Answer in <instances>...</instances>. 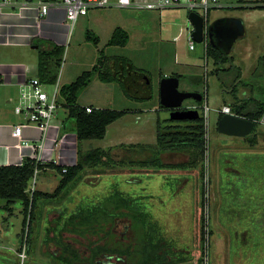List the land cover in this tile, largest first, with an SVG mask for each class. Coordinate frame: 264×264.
<instances>
[{"label":"rangeland","instance_id":"rangeland-1","mask_svg":"<svg viewBox=\"0 0 264 264\" xmlns=\"http://www.w3.org/2000/svg\"><path fill=\"white\" fill-rule=\"evenodd\" d=\"M208 2L211 4L216 2L215 7L210 5L208 25L221 17L239 18L245 23V34L235 42L232 56L234 54L233 61L239 64L240 79L242 83L246 81V88L240 83L236 84L237 73L234 71L233 73L221 72L220 78L213 73L216 68L212 58L204 56L202 43L194 42V50L189 49L188 39L192 25L187 19L190 11L185 7H170L162 10L111 7L91 10L98 15V23L92 27L97 30H99L98 25L103 24L105 20H115L120 17L136 20L144 17V31L148 35L146 37L147 46L144 45L142 48L137 36L141 28L140 25H135L137 32H133L134 36L131 37L126 49L109 48L102 43L96 47L85 39V27L80 23L81 19H78L68 33L63 46L64 53L60 68L57 71V82L62 86L73 82L81 73L91 70L101 56L100 51H103L104 56L108 58L129 59L136 69H144L152 76L151 89L154 96L140 105L147 110L159 107L160 74H171L170 71H173L186 76V79L179 82V90L195 89L196 87H192L194 85L192 80L196 76L203 78L199 90L205 93L204 101L210 111L205 127L207 150L199 168L200 173L197 171L196 175L198 185L201 187L197 186L195 189L194 186L190 189L186 187L187 194L189 193L191 198L186 199V196H183L186 199L185 203L188 202L186 207L193 213L192 216L191 213L189 215L187 213V216L185 212L182 216L180 214L169 215L171 212L168 213L169 211L165 207H160L158 203V200L162 198L153 199L152 195H169L174 199L178 184L175 174L172 175L170 172L146 174L142 172L143 168L139 169L142 173H138L136 172L138 169L126 165L122 167L118 163L112 168L104 166L86 168L56 199L41 200L37 203L28 243L26 241L27 226H25V238L21 240L24 221L22 204L16 202L10 206V209H5V201L0 200V264H63L61 257L63 258L65 254H61L66 247L64 242L72 244L79 255L84 258L89 255L90 241L100 242V245L129 244L135 239V233L130 227L129 218L120 216L122 212L120 206L124 200L130 198L128 196L141 198L142 195L143 205L141 207L150 213L148 214L150 220L155 216L158 225L159 222L162 224L163 237L171 243L172 249L177 253L187 251V254L183 255L185 256L184 261L173 260L171 264H264V125H257L255 129L257 143L252 148L234 140L241 138H232L217 133L215 126L218 111L224 104L223 99L226 95L234 96V93H230L234 86L239 89V94L245 90L246 93L254 90L257 99L260 98L258 91L264 89V77L260 79L253 77L258 67L259 57L264 56V10L246 11L241 8L249 6L254 0H208ZM194 11L198 12V9ZM91 24L93 25V21ZM94 35L97 36L95 33ZM100 36L104 38L106 35L103 37L100 32ZM31 54L34 55L32 60L35 59V63H38V51H32ZM130 78L132 86L129 94L131 96L144 94L145 88L137 86L138 79H134L133 76ZM186 82L190 86H186ZM44 91L49 94L52 86H46ZM8 98L9 102L5 104L10 110L19 103V99L17 103L14 93ZM194 103V101L187 100L183 103V107L192 106ZM78 104L112 110H126L138 106V103L123 94L117 82L102 83L97 75L80 92ZM58 111L59 119L65 121L69 127H74L75 122L67 119L66 110L62 108ZM165 113L161 110L150 113L145 118L146 122H151L153 126L157 115L160 120H163ZM138 118L140 117L134 114L121 117L108 128V130L114 128L119 135L111 139V135L107 134L102 140L86 141L82 144V149L85 151L104 149L111 144V140L122 141L120 134L123 124L129 122L131 127L135 128L137 127L135 121ZM226 151H235L238 156L250 155L246 164L243 162L242 165V162H237L241 165L239 166L241 174L249 177L238 178L232 184V189L228 190L224 188L226 176L223 171H225L226 164L222 161L219 163V156L221 157V153ZM116 152L118 151H113L114 155ZM219 164L222 165V171H220ZM242 166H246L248 170L242 169ZM205 177L208 180L206 187H204ZM60 180L61 175L53 169L37 172L30 182L28 192L53 193ZM226 185L230 187L227 183ZM199 187L201 192L206 194L205 197L201 192L199 196ZM201 200H204L203 204L207 205V231L210 232L207 252L203 259L204 252L199 241L200 219L204 214V205H201ZM191 202L193 204L189 206ZM136 203L140 202L136 200ZM115 206H118L119 210ZM166 208L170 209L169 205ZM80 209L94 216L104 212L105 215L119 218L114 223L112 233L109 234L97 232L96 229L85 235L70 231V228L63 230L67 219ZM22 252L25 253L24 259L19 256ZM66 256L72 257L71 254H66ZM104 261L106 264H126L124 258L120 259L117 256Z\"/></svg>","mask_w":264,"mask_h":264},{"label":"trees","instance_id":"trees-1","mask_svg":"<svg viewBox=\"0 0 264 264\" xmlns=\"http://www.w3.org/2000/svg\"><path fill=\"white\" fill-rule=\"evenodd\" d=\"M257 3L254 1L253 3ZM248 10H264L263 6H250L241 7ZM85 39L92 43L94 46H98L99 39L93 33L86 31ZM128 33L117 27L113 31L106 46L123 48L128 44ZM206 45V57L212 58L213 64L217 68L213 71L217 77L220 78L221 72L233 73L236 72L235 81L237 84L247 86L246 83H242L240 80V70L233 64V56L221 54L214 49L207 40ZM32 45L37 46L38 50V63L36 76L42 85L52 86L57 82V71L60 68L62 56L64 53V47L53 43H44L42 41L33 40ZM100 58L97 64L89 71L81 73L73 82L62 85L59 88V101L62 108L66 110L67 119L75 122L71 132L75 134L76 138V162L73 166H67L66 172H62L63 166L55 164L54 162L42 163L37 161L36 158H24L20 165H8L0 166V200L5 201L4 208L10 209V206L16 202H19L23 206L24 221L21 234V240L25 238V226H27L28 239L31 232V224L34 218V210L37 203L41 200L50 201L56 199L62 194V192L68 187V185L78 176V174L84 169L96 168L98 166L114 167L118 162L107 156L106 153L98 149L83 150L82 143L91 140H102L105 137L106 128L108 125L117 121L125 114L127 110H112L90 107L91 111L86 112V107L78 104V97L82 90H84L92 78L97 75V78L102 83H118L123 90V94L135 102H145L153 97L151 89V75L148 71L143 69H136L129 59L114 57H105L103 51H100ZM228 64L227 68L224 65ZM130 73V74H129ZM137 78V86L145 88V93L142 95L131 96L129 90L132 86V80L130 77ZM180 81L186 79V76L173 74ZM254 78L264 77V56H260L258 59V67L253 75ZM163 78V77H161ZM194 86L198 87L203 83V78L196 76L192 81ZM222 83H224L222 81ZM134 87V85H133ZM238 89L234 86L232 93H234L235 101L228 105L232 114L246 118L253 122L254 129L249 136L245 138L246 143L251 146L256 145L257 135L255 129L259 124L258 121L264 114V89L259 90V99H252L251 97L245 99H237L235 95ZM198 92V91H197ZM202 97H205V93L199 91ZM236 92V93H235ZM231 93V94H232ZM201 104H197L201 106ZM227 106V105H226ZM160 110H164L160 107ZM184 109H186L184 107ZM167 111V110H165ZM222 113L219 114V119L222 117ZM167 125L157 124V147L158 150H169L175 147H186L193 151L195 154L200 155V161L203 162L206 151L205 140V126L203 117L200 114V118L193 121H171L167 119ZM174 125H173V124ZM179 124V125H178ZM180 124L187 125L181 127ZM189 124V125H188ZM63 132V127L61 129ZM149 162L144 161L140 164L142 166L147 165ZM110 167V168H111ZM47 169H53L61 175L57 187L53 193H44L40 191L28 192L31 180L34 178L35 170L38 172L45 171ZM233 174V173H231ZM202 191V190H201ZM203 195L204 193L201 192ZM204 199V198H203ZM135 198H127L120 206V216L129 218L130 227L135 233V239L126 245L117 243H106L100 245V242L96 243L90 241L88 245L89 255L84 258L79 255L76 248L67 242L63 244L65 250L61 255L65 254L62 259L63 264H106L104 260H110L112 257L125 259L126 264H169V259L166 257L165 252L160 253L169 247L164 240L158 238V233L154 232V226L149 219V215L143 210L140 203H136ZM201 200V205L203 206ZM119 210L118 206H115ZM113 211V210H112ZM119 218V217H118ZM118 218L113 215L104 214L102 212L99 215H92V213H86L85 210L80 209L78 212L72 214L65 223V228H70V231L75 233H81L83 235L92 232L94 229L97 232L112 233L115 222ZM205 218L201 217L200 228V243L203 249V256L206 255V230H205ZM109 227V228H108ZM98 234V233H96ZM210 234V232H208ZM160 253V254H159ZM66 254H71L72 257H67ZM60 255V256H61ZM133 261V263H132Z\"/></svg>","mask_w":264,"mask_h":264},{"label":"crops","instance_id":"crops-1","mask_svg":"<svg viewBox=\"0 0 264 264\" xmlns=\"http://www.w3.org/2000/svg\"><path fill=\"white\" fill-rule=\"evenodd\" d=\"M254 1H257V3L255 2L245 7L264 5V2L262 0H254ZM215 6H216V2H215ZM244 10L250 11L248 9H244ZM149 12L152 13V11ZM94 13L95 11H90L86 16L80 17L79 19H81L80 23H82L83 27H85L84 33L86 31H89L91 33L94 32L99 39V44L102 43L106 47V44L110 39L115 28L120 27L124 29L129 35L128 44L122 48V49H126L127 46L129 45V42L131 41V37L134 36L133 32H135L137 26L140 25L139 27L141 29L140 31H138L137 36L140 39L142 48L144 45L145 47L147 46L146 37L148 35H146L144 31V24H145L144 17H142L141 19L138 18L136 20L135 19L131 20L123 17H120L119 19H115V20L112 19L108 21L105 20L103 24L98 25L99 30H97L95 28H92L95 24L98 23V17H97L98 15H95ZM37 15L38 14L36 9L30 5L21 6L19 3H17L14 5L0 6V166L20 165L24 158H34V157L36 159H39L42 163L54 162L55 164L58 165L69 163L71 161V157H74L76 159L75 134L71 132L72 127H69L65 123V121L59 119L58 113L56 118L51 123L53 126H57L59 128V136L57 140L58 142L56 144H53L52 139L50 138L51 135L53 134V131L50 132V137L48 139H45V141H43L41 138L40 131L33 126L25 127L22 131V137L20 139L15 138L12 135L13 128L19 123H22L23 120L19 115L15 114L14 112L15 106H13V108H10L9 110L5 103L9 102L8 97L12 93H14L17 100L16 102L18 103L19 95L21 90L24 88V84L30 79L37 77L36 76L37 63H35V59L32 60V57L34 55L31 54V52L38 50L32 48V46H34L32 45V41L37 40V41H42L46 44L53 43L59 46H64L68 33L70 32L64 22L63 12L57 10L56 11L51 10L46 17L41 19L38 18ZM92 21H93V25L91 24ZM243 24L245 26L244 21ZM100 32L101 34H103V37L105 35L106 36L102 38L100 36ZM232 53L233 50H231V54ZM233 64L236 68L239 69L238 67L239 64L237 65L235 60L233 61ZM214 67L217 68V66L215 65ZM224 68L227 67L224 66ZM170 73L171 74H160L159 82L161 77H169L172 76L173 74L183 75L173 71H170ZM186 83H187L186 86H190L188 82ZM192 87H196V86L192 85ZM243 87L246 88V86ZM181 91L199 92L200 90L198 86L195 89H183ZM238 91L237 93L235 92L237 99H245L249 97H251L252 99H257L256 95L254 94L256 93L254 90H249L248 93H246L247 91L245 90L240 92V94L238 93ZM230 93L232 92L230 91ZM234 101H235V97L233 95L231 96L226 95V97L223 99V103H224L223 107L226 105L228 107V105L233 103ZM136 103H138V106L136 108H131V109L129 108L126 110L128 111L127 114H134L137 115V117H140L135 121L137 127L132 128L129 122H125L123 124L122 126L123 128H121V134H120V136L122 137L121 138L122 141L119 142V140H111L110 141L111 144H109V146H107L106 148L102 149L106 153V159L107 156H110L112 160L118 162V164L121 165L122 167L126 165L130 168L138 169V171H136L138 173L145 172L146 174L153 173L154 175L155 173L170 172L172 175L175 174L177 176L178 184L174 199H172L169 195L168 196L152 195L153 199H155L156 197L162 198L158 200V203L160 204V207L162 208L165 207V209L169 211L168 213L171 212L169 215L180 214L182 216L185 212L186 215L187 213L188 215L189 213H191L192 216L193 213L190 209H188V207H186V204L188 205V202L185 203V200L191 198L190 194L189 193L187 194V188L190 189L191 186H194L195 189L197 186H200L198 185L196 178L197 171H199L200 173L199 170L201 166L200 155L198 153L197 154L193 153L191 149L186 147L174 146L169 150H158L157 138H156L157 124L158 122L162 123V125L168 124L167 122H165L168 118L167 117L168 111L161 110L166 112L164 114L165 118L163 120H160V118H158L157 115V119L152 126L151 122L149 121L146 122L147 119L145 118L150 113L157 112V110H160L159 107L154 109L151 108L147 110L146 108H142L140 106L143 105V103L141 102H136ZM195 104L196 103H194L193 105ZM84 107H93V106L87 105ZM185 107L189 108L191 106L186 105ZM127 114L125 115L127 116ZM219 114H221V110L218 111V117L215 123L216 131H217V121L219 120ZM147 124L148 126H146ZM110 126L111 124L108 125L106 128L105 137L107 134H110L112 137L111 139H113L115 136H117L118 131L115 130L114 128L113 130L112 128L108 130ZM180 126L185 127L187 125L180 124ZM62 127H63V132H60L62 131L61 130ZM232 138H236V137H232ZM245 138L234 139V140L240 142L241 144H245L250 148L255 146V145L251 146L248 143H246ZM24 142H27L28 145L27 146L24 145L23 144ZM39 145H42V147L46 148L47 150L48 149H52V150H48L45 153L42 151L40 152L38 148ZM115 150L118 151L116 152V155H114L113 153V151ZM237 154L238 153H236L235 151L232 152L226 151L224 153L223 152L221 153V157L219 156V163L222 161L226 164V167H224L225 171L223 172L224 175L226 176L224 188H226L227 190L230 188L232 189V184H234V181L238 180V178L249 177L248 175L241 174L242 172L240 170L241 167H239L241 165L237 164V162H242V165L243 162L246 164L247 160L250 158V155L238 156ZM118 156L120 158H117ZM144 161H147L149 163L145 166H142L143 164L140 163ZM219 165H220V171H222V165L221 164ZM242 167H243L242 169H247L246 166H242ZM141 168H143L144 171L140 172L139 169ZM226 183L230 187H228ZM200 187L198 192L199 196L201 192ZM142 196L141 198L133 197V196H128V197L139 199L140 205H143ZM183 196H186V199H184ZM192 204L193 203L191 202L189 206H191ZM168 205L170 209L166 208V206ZM199 206H200V201H199ZM144 211L147 213L146 209H144ZM151 220L154 226V232L158 233V238L160 240H164V242H166V244L169 246L166 247V249H164L163 251H160V253L165 252L166 257L169 259V264H171L173 260H177L178 262L184 261L185 256L183 255L187 254V251L183 250L178 253L174 251L172 249L173 247L171 246V243L168 242L163 237L164 235L162 233V224L159 222L158 225V220L155 218V216L152 217ZM185 220H187V218ZM199 241H200V225H199Z\"/></svg>","mask_w":264,"mask_h":264},{"label":"built area","instance_id":"built-area-1","mask_svg":"<svg viewBox=\"0 0 264 264\" xmlns=\"http://www.w3.org/2000/svg\"><path fill=\"white\" fill-rule=\"evenodd\" d=\"M17 3H19L21 6H33L37 11V17L40 19L46 17L51 10L63 12L64 22L68 27L69 31L73 29L74 24L80 17L86 16L91 10L106 9L111 7L138 10H162L170 7H185L189 11H193L200 15L203 19L204 38L202 44L204 48V56L206 53L207 45L206 28L208 26V12L211 7L210 5H215V2L211 4L208 2V0H0V6L14 5ZM195 9H198V12L194 11ZM188 46L190 50H194V41L191 39L190 36L188 39ZM46 86L48 85H42L37 77L30 79L24 84V88L21 90L19 95V103L14 107L15 114L19 115L22 118L23 122L19 123L13 128V137L20 139L22 137L23 129L28 126H33L40 131L41 138L43 141H45V139H48L50 137V132L53 131V134L50 137L52 139V143L56 144L58 142L57 140L59 136V128L57 126H53L51 123L56 118L58 110L62 108L61 103L59 101L60 85L58 84V82H56L55 85H52V91L49 94L44 91V88ZM189 108L199 109L200 114L204 120V126L206 127L209 119L208 112L210 111V109L208 108L206 101H204V98L203 104L201 106L195 104ZM90 111V107H86V112ZM221 113L232 114L230 108L227 106L222 107ZM258 123L264 125V114L258 121ZM23 144L26 146L28 145L27 142H24ZM38 148L40 152L42 151L44 153L48 150H52H47L46 148H43L42 145H39ZM73 158L74 157H71V161L69 163L62 164L63 173L66 172L67 166H73L75 164L76 159ZM36 160L40 161L39 159ZM37 172L38 171L35 170V173ZM204 181V187H206V184L208 183L206 177ZM203 207V216L205 218L206 225L205 246H207V244H209L207 231V205H205L204 203ZM206 250L207 249L205 247V251ZM19 256L24 259L25 253H19Z\"/></svg>","mask_w":264,"mask_h":264},{"label":"water","instance_id":"water-1","mask_svg":"<svg viewBox=\"0 0 264 264\" xmlns=\"http://www.w3.org/2000/svg\"><path fill=\"white\" fill-rule=\"evenodd\" d=\"M192 25L191 39L196 43H202L204 38V22L200 15L190 11L187 15ZM245 29L243 21L239 18H220L209 24L206 28V36L210 45L221 54L229 55L234 43L244 36ZM37 49V46H32ZM159 105L168 111L171 121H193L200 118L199 109L186 108L183 103L187 100L201 104L203 97L197 91L179 90V79L174 76L163 77L159 85ZM254 129L252 121L233 114H223L217 121V131L220 134L245 138Z\"/></svg>","mask_w":264,"mask_h":264}]
</instances>
